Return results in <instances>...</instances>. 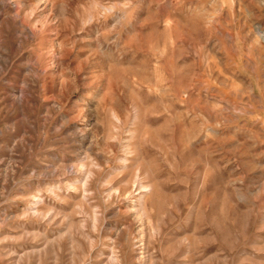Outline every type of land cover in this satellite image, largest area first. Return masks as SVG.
Instances as JSON below:
<instances>
[{
    "label": "rangeland",
    "instance_id": "obj_1",
    "mask_svg": "<svg viewBox=\"0 0 264 264\" xmlns=\"http://www.w3.org/2000/svg\"><path fill=\"white\" fill-rule=\"evenodd\" d=\"M29 18L0 264H264V0H0V32Z\"/></svg>",
    "mask_w": 264,
    "mask_h": 264
},
{
    "label": "clouds",
    "instance_id": "obj_2",
    "mask_svg": "<svg viewBox=\"0 0 264 264\" xmlns=\"http://www.w3.org/2000/svg\"><path fill=\"white\" fill-rule=\"evenodd\" d=\"M43 2V0H41ZM128 3V0H125ZM45 20H41L34 24L31 19H26L23 24L16 26L14 31L0 32V95L4 90L7 91V107L13 108L22 120L26 113L27 107H34L36 104L40 76L43 75L39 68V57L31 50L32 41L29 37L38 35L42 31ZM88 22H82L83 26H87ZM26 25V27H25ZM116 24H113V28ZM62 72L59 75L58 85L54 87H63L65 75ZM28 96L31 104H26L25 96ZM93 123L89 127L94 126L96 109L89 108ZM62 119L67 120V117ZM59 129H56L58 131ZM79 131V129H77ZM83 135V134H81ZM242 183V182H241ZM253 184L257 186L255 190H250V195L256 196L261 190H264L260 176H257ZM2 243V241H0Z\"/></svg>",
    "mask_w": 264,
    "mask_h": 264
}]
</instances>
